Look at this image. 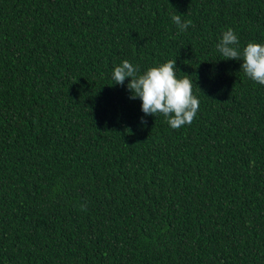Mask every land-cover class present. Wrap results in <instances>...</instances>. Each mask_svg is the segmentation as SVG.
<instances>
[{"label":"trees","instance_id":"1","mask_svg":"<svg viewBox=\"0 0 264 264\" xmlns=\"http://www.w3.org/2000/svg\"><path fill=\"white\" fill-rule=\"evenodd\" d=\"M229 28L264 44V0H0V264H264V85ZM124 60H176L193 122L145 115Z\"/></svg>","mask_w":264,"mask_h":264},{"label":"clouds","instance_id":"2","mask_svg":"<svg viewBox=\"0 0 264 264\" xmlns=\"http://www.w3.org/2000/svg\"><path fill=\"white\" fill-rule=\"evenodd\" d=\"M172 20L179 32L186 31L192 24L191 20L182 21L181 15H173ZM238 44L237 35L229 28L222 33L216 49L224 57L223 60H242L241 71L254 82L264 85V44L250 42L242 51ZM175 69L176 60H170L138 75V67L124 60L114 68L112 79L115 84L124 85L130 77L127 84L130 98L142 101L143 113L154 116L162 114L172 129H179L193 122L200 102L193 95L188 75L178 79Z\"/></svg>","mask_w":264,"mask_h":264}]
</instances>
